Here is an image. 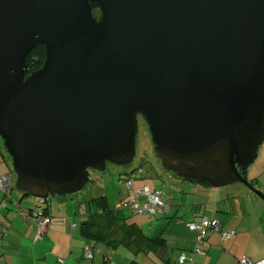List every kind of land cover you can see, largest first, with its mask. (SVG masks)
<instances>
[{"label":"water","instance_id":"95a60500","mask_svg":"<svg viewBox=\"0 0 264 264\" xmlns=\"http://www.w3.org/2000/svg\"><path fill=\"white\" fill-rule=\"evenodd\" d=\"M139 116L166 172L264 203V0H0V139L33 210L130 166Z\"/></svg>","mask_w":264,"mask_h":264},{"label":"rangeland","instance_id":"374dc122","mask_svg":"<svg viewBox=\"0 0 264 264\" xmlns=\"http://www.w3.org/2000/svg\"><path fill=\"white\" fill-rule=\"evenodd\" d=\"M263 161L264 142L259 149V156L253 165L249 176L254 175L259 171L261 172L260 175H264ZM139 167H142L144 174L142 178L136 179L137 170L135 169H138ZM5 170L13 173L11 160L4 150L3 143L0 139V171ZM128 176L134 179L132 182V192L139 187H149L150 190L161 188L165 192L171 194L173 196L172 203L173 205H176L174 217L167 219L168 217L161 215H150L149 217L145 215H133L128 207V201L131 200L133 196L132 194L127 196V184L125 181H120V178L126 179ZM176 181L177 185H173L172 182ZM14 182L15 177L13 176L11 177V187H13ZM194 188L205 191L204 195H200L198 191L189 190ZM235 188L247 191L246 188L239 184H233L227 187L214 189L205 185L196 184L191 181L175 178L174 176L170 175L162 168L161 163L155 157L147 125L139 116L138 133L135 143V157L130 166L123 167L107 164L105 173L102 175L95 174L93 176V181L87 184L80 192L73 195H67L65 197H53L49 199V202L52 201L55 204V202H59L58 200H60V198H64L67 208L60 205L58 207L55 206V212H62L66 214V210L68 211V209H72V212H70L72 219L74 220L75 224H79L86 217L88 205H90L92 212L91 214H95L98 209L96 208L94 199L104 196L106 198L108 209L115 210L117 207H121L123 209L122 214L127 219V221L140 227L146 237L155 238L161 236L166 240L167 237H170L171 235L174 236L184 232V227L187 230L186 225L189 221H197L203 216V214L205 215V212H203V204H208L214 201L217 206L213 207L210 204V208L207 211H217L213 213H216L218 217H222V219L219 220L220 223L226 224V222L231 218H233L232 221L234 222H237L239 219L243 220V222H246V224L252 222V225L256 227V230L252 232V241L254 242L259 238V235L262 236L260 232L264 229V222H262L264 221V203L260 200V205L255 206L249 201L248 197L232 196V191ZM258 189L264 194V188ZM11 192L18 194L20 198H23V203L26 201H30V203L34 200L36 201V199L33 197H22V195L15 189H13ZM208 194L217 195L213 197V195ZM185 195L188 197V200H190V198L196 197V195L207 198L211 197L212 199L211 201L205 199L204 203L201 204L203 206H201L200 203L194 202L198 209L192 213L193 218L188 220L187 215L189 213V209L185 205L181 204V200ZM125 200L126 203L122 205V202ZM34 206L35 205L32 203L28 205L29 208H33ZM170 217L171 216H169V218ZM190 234L192 235V233ZM173 242H175L174 239L171 240V243ZM93 243L94 242L92 240H88L87 245L94 247V259L86 258L83 254V257L81 256L78 259L80 264H103L106 259L105 255L109 256V264H131L132 261L136 262L137 264H152L150 259H154L156 264H167L160 260V258H158V256L153 252L148 254L139 253L135 255L121 245L114 248H107L106 245L102 243ZM246 244L247 242H245V247ZM170 252L179 255L181 252H188V250H170ZM176 262L177 259L175 257H171L170 264H177Z\"/></svg>","mask_w":264,"mask_h":264},{"label":"crops","instance_id":"0c3cea01","mask_svg":"<svg viewBox=\"0 0 264 264\" xmlns=\"http://www.w3.org/2000/svg\"><path fill=\"white\" fill-rule=\"evenodd\" d=\"M6 172L8 171H0V173ZM260 173L259 171L249 178L256 182V187L264 188V175H260ZM197 189L189 190H195L200 195H204L205 191ZM11 191L9 190L8 198L0 194V264H56L58 259L63 260L62 264H80L78 259L83 255V248L88 242L81 237L79 224H75L72 219L70 213L72 209L66 210V214L56 213L54 209L55 206L58 207L59 205L67 208L65 199L60 198L59 202H55V204L52 201L47 203L49 209L48 225L44 234L36 238L37 219L35 215H29L26 212L29 204L36 205L37 202L34 200L31 203L30 201L23 203V198ZM247 191L235 188L232 191V196L248 197L253 205L259 206L260 200ZM215 195L217 194H214L213 197ZM205 199L211 201L212 198L196 195V197L188 200L186 195L183 197L181 204L189 209L188 220L193 218L192 213L198 209L194 202L201 205ZM210 204L213 207L217 206L214 201L208 204L204 203V206H201H203L205 215L203 214L197 221H189L187 225L207 218L219 223L222 230L233 231L232 237L222 241L218 235L211 234L202 242H198V233L190 231L188 228L186 230L184 227V232L164 239L163 254L158 258L167 264H170L171 257H175L176 263L179 264L178 258L182 254L191 259L193 264H239L238 261L241 258H248L252 261L264 260V229L260 232L262 236L259 235V238L253 242L252 232L256 230V227L252 225V222L246 224L240 219L234 222L231 218L226 224H222L219 222L222 217L213 213L217 211H207ZM173 209L175 212L176 209ZM172 239L175 242L171 243ZM245 242H247L246 247ZM180 249L188 250V252H181L179 255L170 252V250ZM92 258L94 259V257ZM150 261L152 264H156L154 259H150ZM103 264H109V260H105Z\"/></svg>","mask_w":264,"mask_h":264},{"label":"trees","instance_id":"16d2710c","mask_svg":"<svg viewBox=\"0 0 264 264\" xmlns=\"http://www.w3.org/2000/svg\"><path fill=\"white\" fill-rule=\"evenodd\" d=\"M96 15H98V13H96ZM43 60H44L43 48H36L32 50L27 57V66H28L29 71H33L41 67ZM141 169L142 167H139L138 169H135V170H137L138 172V170H141ZM4 174H8L10 176V181H11V177L14 176L12 172L0 173V175H4ZM143 174H144V170L142 169V173L140 175H138L137 173L136 179L142 178ZM172 176H174L175 178H178L176 175H172ZM128 180L131 181L130 189L132 190V182L134 179H132L130 176H128L126 179L120 178V181L126 182ZM172 183L173 185H177V181L172 182ZM253 183L256 184L254 180H253ZM139 188H142V187H139ZM145 188H148V190L152 193L162 191L164 194H166L170 198L169 199V203L171 207L170 213L154 214V215H161L164 217H168L167 219L173 218L174 217L173 208H175V205H173L172 203L173 196L165 192L161 188H155L153 190H150L149 187H145ZM137 189L133 192H136ZM0 194L3 195L4 197H7V198L9 197V193L4 194L0 192ZM94 203L98 211H96L95 214H91L92 212L90 209V205H88V211H87L86 217L83 221L79 223L80 235L86 242H88V240H92L94 242L93 244L97 242L102 243L106 245L107 248H114V247L121 245L125 247L126 249H128L129 251H131L135 255L139 253L148 254L150 252H153L157 256H162L163 249L165 247V242L161 236H158L155 238L146 237L143 234L142 229L140 227H138L134 223H129L127 221V219L122 214L123 209L121 207H117L115 210L108 209L106 198L104 196L95 198ZM125 203H126V200L122 202V205ZM48 210H49L48 204L46 202V203H43V208L41 209V211L37 212L33 210L32 208H28L26 213L29 215H35V216L41 213L43 216L47 217L49 215ZM132 214L133 215H143V214H139L135 212H132ZM145 216L149 217L150 215H145ZM169 216L171 217L169 218ZM35 218L37 219V217ZM193 223H198V222H193ZM187 228H188V225H187ZM89 248L91 249V252L94 255V252H93L94 247L89 246ZM105 258H106L105 260H109L108 255H105ZM179 258H178V261H179ZM131 264H137V263L132 261Z\"/></svg>","mask_w":264,"mask_h":264},{"label":"built area","instance_id":"2783aa9c","mask_svg":"<svg viewBox=\"0 0 264 264\" xmlns=\"http://www.w3.org/2000/svg\"><path fill=\"white\" fill-rule=\"evenodd\" d=\"M138 175L142 173V169L138 170ZM127 189L126 194L129 196L132 194V199L129 200L128 205L132 212L143 214V215H154V214H168L171 211L169 197L162 191L152 193L148 188H138L136 192L131 191V181H126ZM11 187L10 176L8 174L0 175V192L8 194ZM37 228L36 238H39L44 234L48 219L39 213L37 216ZM190 231H196L198 233V242H202L206 237L211 234H216L219 238L224 241L232 237L233 231H224L221 229V225L217 222L202 218L198 223L188 224ZM83 254L86 258H92L93 253L89 246L83 248ZM63 260L58 259L56 264H62ZM179 264H193L191 259H188L184 254L180 256ZM239 264H264V260L252 261L248 258H241L238 261Z\"/></svg>","mask_w":264,"mask_h":264},{"label":"flooded vegetation","instance_id":"af4514ba","mask_svg":"<svg viewBox=\"0 0 264 264\" xmlns=\"http://www.w3.org/2000/svg\"><path fill=\"white\" fill-rule=\"evenodd\" d=\"M98 15H99V13H98ZM98 15H96V16H98ZM96 174V172H93V171H90V175H91V177H92V180H93V176ZM170 175H174V174H172V173H169Z\"/></svg>","mask_w":264,"mask_h":264}]
</instances>
